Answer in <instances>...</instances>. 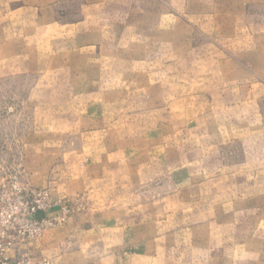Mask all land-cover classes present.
Wrapping results in <instances>:
<instances>
[{"label": "rangeland", "instance_id": "1", "mask_svg": "<svg viewBox=\"0 0 264 264\" xmlns=\"http://www.w3.org/2000/svg\"><path fill=\"white\" fill-rule=\"evenodd\" d=\"M0 191L34 261L264 264V0H0Z\"/></svg>", "mask_w": 264, "mask_h": 264}, {"label": "built area", "instance_id": "2", "mask_svg": "<svg viewBox=\"0 0 264 264\" xmlns=\"http://www.w3.org/2000/svg\"><path fill=\"white\" fill-rule=\"evenodd\" d=\"M27 192L0 191V264H51L48 259L34 261L19 248L62 224L65 215L43 216L49 207L50 193Z\"/></svg>", "mask_w": 264, "mask_h": 264}, {"label": "crops", "instance_id": "3", "mask_svg": "<svg viewBox=\"0 0 264 264\" xmlns=\"http://www.w3.org/2000/svg\"><path fill=\"white\" fill-rule=\"evenodd\" d=\"M58 244H60V241L59 240H54V241H48V247H53V246H57ZM36 247L33 246V247H28L27 244H24V245H21L20 248H19V251H27L29 252L30 254H32L33 256H39L40 254L36 252ZM14 252H12L13 254Z\"/></svg>", "mask_w": 264, "mask_h": 264}]
</instances>
